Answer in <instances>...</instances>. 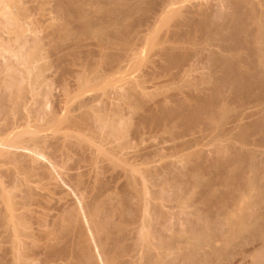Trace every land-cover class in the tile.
<instances>
[{
    "label": "bare ground",
    "instance_id": "obj_1",
    "mask_svg": "<svg viewBox=\"0 0 264 264\" xmlns=\"http://www.w3.org/2000/svg\"><path fill=\"white\" fill-rule=\"evenodd\" d=\"M46 2L0 0V174L11 185L0 181V264H221L227 251L239 257L229 264H264V151L256 149L264 146V0H50L52 11ZM42 5L50 17H69L61 32L81 34L53 54L65 77L84 75L72 70L77 61L97 71L102 58L110 62L96 75L123 72L173 7L154 69H177L180 78L202 69L204 86L151 104L147 88L129 82L61 119L39 98L38 109L26 106L53 95L41 40L56 36L53 23L65 15L44 16L55 27L45 34L34 16ZM95 28L102 36L86 43ZM123 100L133 109H114ZM148 126L170 133L172 155L184 163L155 167L163 150L133 151ZM207 136L216 157L192 154ZM203 173L215 176L205 184ZM250 193L236 221L234 208Z\"/></svg>",
    "mask_w": 264,
    "mask_h": 264
},
{
    "label": "rangeland",
    "instance_id": "obj_2",
    "mask_svg": "<svg viewBox=\"0 0 264 264\" xmlns=\"http://www.w3.org/2000/svg\"><path fill=\"white\" fill-rule=\"evenodd\" d=\"M48 2V4H47V2ZM43 0V2H46L45 3V5L48 7V8H51L50 6H52V8L51 9H49L50 11H52L53 9H55L54 8V4H55V6H56V3H52V2H49L50 0ZM52 1V0H51ZM199 1H201V0H199ZM202 1H204V0H202ZM205 1H208V0H205ZM209 1H211V0H209ZM54 2V1H53ZM198 2V0H185V4L187 5H189V4H191V3H197ZM50 4V5H49ZM52 4V5H51ZM45 5H42V10L40 9V11H37V14L36 15H34L38 20H42L43 19V17L45 16L46 17V19L48 18V15L50 14V15H53L50 11H48V9L46 8V7H43V6H45ZM49 5V6H48ZM89 6V5H88ZM88 6H85L84 7V10L85 9H87V10H90V9H88V8H90V7H88ZM91 6V5H90ZM86 7H88V8H86ZM92 7V9H94L95 8V6H91ZM45 8H46V10H45ZM91 9V10H92ZM172 9H174L173 7L171 8V9H169L170 11H169V13L167 14V17H165L164 18V20H163V22L164 23H162L161 25H159L158 26V29H163V30H158V29H156L157 31H155L152 35H150V38H149V40H148V42H147V44L145 45V47L144 48H142L141 49V53H140V55H138L136 58H135V60H133L132 61V64H130L127 68H125L124 70H123V72L122 71H120V72H117L115 75H114V73L112 74L111 72H110V74L108 73V75H100L99 73H98V75H96V73H97V71H101V67L103 66L104 68L106 67V64L107 63H109L110 61H107V59L106 58H102V59H100V58H98V59H100L101 61H98L99 63L97 64L98 66H96V68H98V70L96 71H92V70H90L89 71V69L88 68H86L87 66H86V63L84 64L83 62H81V61H77V63H75L76 65L74 66V65H72L73 66V71H77V72H79V70L81 69V70H84L85 72L83 73L84 75H79V77L82 79V80H80V78L78 77V76H76V77H78V78H76L74 75H67V77H65V76H62L61 75V71H62V69H58V64L59 63H57V62H59V61H57L56 59H57V55L59 56V53H55V52H65L66 50V48H68V47H70V44H69V42H71L72 40H71V38L72 39H74L75 37H76V35H78L79 33H76L75 31H74V33L72 32H70L71 33V35H70V33L68 32L67 33V30L65 31V32H61L62 30L61 29H64L63 28V26L64 27H66V28H68L69 26L67 25V23H69V17H67V15H65V14H60L61 13V11H60V13L57 15V16H55V14H54V16H51L50 17V15H49V17L51 18V19H49V22H51L52 20L53 21H55L54 19V17H56V20H58V16L60 15H65V17L63 18V17H61L60 18V16H59V20L58 21H56V22H54L53 24H54V26H57V32L56 33H54L56 36L55 37H53V34L52 33H50L49 32V28L51 27V29L52 30H50V31H53V29H55V27L53 28V24H52V26H50L51 25V23H49L50 25V27L49 26H47L46 24H48V22L46 23L45 22V18L43 19L44 21H43V23H45V24H43L42 23V21H40L41 22V24H40V22H39V24L40 25H43V26H45V27H49L48 28V30H47V32H46V30L45 29H47V28H44V31L46 32L45 34H52L50 37H48L49 35H47V37L48 38H50L51 40L49 41V39L47 40L46 38V40H45V43H43V41L44 40H41V42H42V44L44 45H46V43H47V47H46V50H43V55H44V57H46V60L45 59H43L42 61L43 62H41V66H44V63H45V71L46 72H44V75L45 76H47V77H50L49 78V80H50V84H53L54 86H52V87H54L52 90V96L50 97H47L45 100H44V98L42 97V96H40L39 94L38 95H36L37 97H33L34 98V100H33V98H32V101H30V103L28 102L27 104H26V106H28V105H33V104H35L34 106L36 107V105L37 104H39V102L37 103V100H38V98H39V100H42V103H40L41 105H37L38 107L40 106V107H42V109H45L46 110V112H48V113H50V112H56V113H58V117L60 116V119H61V117H65V115H67V112H69V110L70 111H72V113H76V111H77V109H84L83 107H82V105L85 103V101H86V103H87V101L89 100H91V99H93V98H97V97H103L107 92L108 93H110L111 91H114V90H116L117 88H118V86H120V85H126L127 86V84L130 82V83H135V84H137V85H141V86H143V87H145V88H147V92H148V94L150 95L149 97H151V98H149V100H147V101H150L149 103H153L154 104V102L156 103V101H159V100H161V99H163L164 98V96H166V97H169V96H171V95H173V94H177V93H179V92H181L182 94H185V93H190L191 91H193V85L196 83L197 84V86H199V87H201V86H204V84H200L199 83V80H200V76L201 75H203L204 73H206L207 71H205V72H203L204 70H196V71H194V72H192L193 73V75H192V73L191 72H187L186 74H184V75H182V77L180 78V77H177V71L174 69V70H171V72H170V74H161V73H159V72H157V70H155L156 68L154 67V65H153V62L154 61H156L158 58H155V56H156V53L159 51V49L161 48L159 45V42H157V41H159L160 39L159 38H161V36H163L164 35V32H166V28L167 27H169L170 26V24L172 23V20L173 19H171L173 16H171V14H172ZM44 10V11H43ZM60 10V9H59ZM46 11V12H45ZM56 11H58V10H56ZM66 11V10H65ZM64 11V12H65ZM172 11V12H171ZM45 12V13H44ZM48 12H50L48 15H46ZM67 12V11H66ZM65 12V13H66ZM63 13V12H62ZM44 14V15H43ZM67 14V13H66ZM40 16V17H39ZM171 17V18H170ZM40 18V19H39ZM42 18V19H41ZM54 18V19H53ZM63 18V19H62ZM65 19H68V22L66 23L65 22ZM37 20V21H38ZM171 20V21H170ZM36 21V20H35ZM47 21V20H46ZM65 22L63 25H60L59 26V24L61 23V22ZM166 21V22H165ZM174 21V20H173ZM175 22V21H174ZM174 22H173V24L172 25H174ZM166 23H168V25H166L165 26V24ZM62 24V23H61ZM68 26H66V25ZM162 26V27H161ZM40 27H42V26H39V28ZM164 27V28H163ZM43 28H41L42 29V31H39V30H41V29H39L38 31V35L40 36V39H43L46 35H43L42 33L40 34V32H43ZM61 31H60V30ZM168 29V28H167ZM99 31V32H96V31ZM59 31H60V34H62V33H64L63 35L65 36H63V35H57V34H59ZM90 31H92V33L90 32ZM89 31V33L87 34V36L85 35V36H83V39L84 40H87L86 41V43H93L94 41V43H96L97 41H98V38L97 37H101L102 36V30H99V28H95V29H91ZM163 31V32H162ZM96 32V33H95ZM160 32L162 33L161 35H159L160 34ZM65 33H66V35H65ZM76 33V34H75ZM158 33V34H157ZM68 34V35H67ZM96 34H99V35H96ZM43 35V36H42ZM72 35H74V36H72ZM81 34H79V36H80ZM89 35V36H88ZM93 35V36H92ZM41 36L43 37V38H41ZM60 37V38H59ZM85 37V38H84ZM91 37V39H89ZM95 37V38H94ZM154 37H156V38H154ZM55 38V43H54V39ZM63 38V39H62ZM59 39V40H58ZM92 39H94V40H92ZM62 40H64V41H62ZM66 40V41H65ZM70 40V41H69ZM93 41V42H92ZM155 41H156V43H155ZM49 42V43H48ZM53 43V44H52ZM59 43H60V45H59ZM63 43V44H62ZM42 45V46H43ZM51 45V47H49V46ZM67 45H69V46H67ZM67 46V47H66ZM45 47H43V48H45ZM56 47H58V48H56ZM66 47V48H65ZM57 49L56 51L55 50H53V49ZM60 48V49H59ZM63 48H65V49H63ZM52 49V50H51ZM63 49V50H62ZM69 49V48H68ZM67 49V50H68ZM51 50V51H50ZM52 51H53V53H52ZM51 52V53H50ZM55 53V55L56 56H54L53 54ZM60 53V54H61ZM45 54H47V55H45ZM51 54V55H50ZM155 54V55H154ZM53 55V56H52ZM47 57H49V59L50 60H48V58ZM56 57V58H55ZM54 58V59H53ZM155 59V60H154ZM149 60V61H148ZM53 62V63H52ZM57 64H56V63ZM80 62V63H79ZM151 62V63H150ZM48 63H49V66H48ZM79 63V64H78ZM83 63V64H82ZM52 65V67H51V65ZM81 64V66H79V67H77V65H80ZM103 64V65H102ZM82 65H84V67H82ZM82 67V68H81ZM76 68V69H75ZM80 68V69H79ZM104 68H102V69H104ZM155 68V69H154ZM51 69V70H50ZM53 69V70H52ZM75 69V70H74ZM154 69V70H153ZM57 70V71H56ZM60 70V71H59ZM80 70V71H81ZM48 71V72H47ZM50 71V72H49ZM89 71V72H88ZM92 71V72H91ZM156 71V72H155ZM83 72V71H82ZM87 72V73H86ZM91 72V73H90ZM52 73V74H51ZM60 73V74H59ZM93 73V74H92ZM95 73V74H94ZM173 73V74H172ZM190 73V74H189ZM195 73H197V74H195ZM50 74V75H49ZM88 74V75H87ZM112 74V75H111ZM174 74H176V75H174ZM188 74V75H187ZM55 75V76H54ZM57 75V76H56ZM86 75V77H84ZM101 77H100V76ZM111 75V76H110ZM62 76V77H61ZM74 76V77H73ZM107 76V77H106ZM190 76V77H189ZM53 77V78H52ZM56 77V78H55ZM60 77V78H59ZM84 77V78H83ZM98 77H100V78H98ZM177 77V78H176ZM76 78V79H75ZM86 78V79H85ZM105 78V79H104ZM180 78V79H179ZM189 78V79H188ZM195 78V79H194ZM198 78V79H197ZM62 79V80H61ZM194 79V80H193ZM51 80H53V83H51ZM64 80V81H63ZM186 80V81H185ZM190 81H192V82H190ZM65 82V83H64ZM198 82V83H197ZM200 82L202 83V80H200ZM68 84V85H65V84ZM188 83V84H187ZM200 84V85H199ZM65 85V86H64ZM116 86H117V88H116ZM189 86H191L192 87V90H191V87H189ZM67 87V88H66ZM116 88V89H115ZM186 88V89H185ZM45 89V88H44ZM181 89V90H180ZM188 89H190V90H188ZM108 90H110V91H108ZM182 90H183V92L185 91V93H183L182 92ZM105 91H106V93H105ZM179 91V92H178ZM1 93V92H0ZM181 93H179V94H181ZM0 97H1V95H0ZM42 98V99H41ZM44 101V102H43ZM88 101V102H89ZM124 101L125 100H123V102H120V104H123V105H121V106H119V105H116V107L118 106L119 107V109H121V107H122V109H127V108H129V109H133L132 107H130L127 103H124ZM126 102V101H125ZM46 103V104H45ZM45 104V106H44V108H43V105ZM126 104V105H125ZM124 106V107H123ZM32 107V106H31ZM31 107H29L28 109H31ZM35 107H32V108H34V109H36ZM39 107V108H40ZM111 107V106H110ZM115 106H112V108H109V109H113ZM114 108V109H118V107L117 108ZM134 107V106H133ZM24 109H27V107H24ZM38 109V108H37ZM48 110V111H47ZM76 110V111H75ZM63 112V113H62ZM78 113H79V111H77ZM60 113H61V115H60ZM71 113V112H70ZM68 114L67 116H71L72 115V113L71 114ZM74 113V115H76V114H78V113H76L75 114ZM73 116V115H72ZM4 120V118H2L1 119V123L0 124H3L2 122H6L5 120ZM148 127H150V126H148ZM147 127V130H144L145 131V134H143V136L140 138V139H135L134 141H133V151H137L136 153H145V152H153V151H157L158 149H161V150H163V151H161V153L160 154H158V156H157V154H155L156 155V157L153 155V157H152V165L153 166H155V165H157V166H155V167H163V166H161V165H164V167H166V165L169 163V164H172V162L175 164V163H177V165L179 164V163H184V159H183V157L181 156V155H179V156H176V155H172V153H173V151L171 152V148L173 147V144H175L174 142H167V141H169L170 140V133L167 131V132H165L166 130H163V131H160L161 129H163V128H161V127H159V129H156V128H148ZM176 127V126H175ZM173 127L172 128V130H177L178 128L176 127ZM161 128V129H160ZM144 129H146V128H144ZM144 131H143V133H144ZM169 133V134H168ZM237 145H239L238 143H236ZM164 147V148H163ZM219 147L218 146V143L216 144V145H214V144H211V137L210 136H207V139H205L200 145H198V146H196L194 149L192 148L191 149V153L192 154H194V152L196 153V152H198V151H204L205 153H210V154H212V155H214V153H212V151H215L214 149H217V148ZM256 148V147H255ZM262 148V149H261ZM256 149H258V150H263L264 151V146L262 147V146H259V148L257 147ZM190 150V149H189ZM212 150V151H211ZM188 151V150H187ZM190 152H187V153H190ZM186 153V152H185ZM186 153V154H187ZM159 155H161V156H159ZM172 156V157H171ZM191 157L192 156H195V155H190ZM215 157H216V155H214ZM211 157V156H210ZM155 158V159H154ZM180 158V159H179ZM212 158V157H211ZM154 161V162H153ZM179 162V163H178ZM181 166V165H180ZM182 166H183V164H182ZM181 166V167H182ZM10 167V166H9ZM146 168V166L145 165H138V167H136V169L137 170H140V169H145ZM136 170V171H137ZM119 171H121V169L120 168H118L117 170H115V173L114 174H116V173H118ZM110 173V172H109ZM113 173H111V174H113ZM110 174V175H111ZM1 175H2V173L0 174V177H1ZM204 175H205V177H204ZM209 175V176H208ZM212 176H215V173H213V174H211ZM5 176V175H4ZM4 176L2 175V178H0L1 180V182L3 181L4 182V186H6V187H9V186H11L10 184H8L9 183V177H5L4 178ZM136 176H137V178L138 179H140L141 180V175L139 174V173H137L136 174ZM210 177V174H207V173H203V177H204V179H203V177H202V179L204 180V183L205 182H207V181H209L208 179L210 178V180L213 178V177ZM150 179V178H149ZM7 180V181H6ZM151 180H153L152 178L148 181V183H147V187L149 186L151 189H154V190H159L160 188L159 187H152V185H154L155 186V180H153V181H151ZM152 183V184H151ZM7 184V185H6ZM206 184V183H205ZM225 186H227V187H224V189H223V187H222V191H224V193L226 194V192L228 193V192H230L232 189H231V187H230V185L226 182V184H225ZM145 188L146 190L148 189V188ZM192 187H194V186H192ZM192 187L190 188L193 192H191V190L189 191V193L191 192V193H193L192 195H191V197L194 195V198H197L198 196H199V194H197V193H200V188L199 187H197L198 188V191H196L197 189H196V187H194L195 189H192ZM227 190V191H226ZM254 191V190H253ZM194 192H196V193H194ZM223 193V192H222ZM253 193V192H252ZM252 193H250L249 195H244L242 198H241V200H240V202H238V204H237V206H235V214H234V216H233V218L236 220V221H241L242 219H243V217L246 215V210L247 209H245V208H247L248 207V202H249V200H250V197L252 196ZM196 196V197H195ZM189 197H190V194H189ZM190 197V198H191ZM193 198V197H192ZM249 199V200H248ZM189 200H191V199H189ZM193 200V199H192ZM168 204V203H167ZM168 205H170V203L168 204ZM1 207V206H0ZM178 209V210H177ZM176 209V212H181V210L182 209H180V208H177ZM179 216H181V215H179ZM182 217V216H181ZM177 220H178V218L176 219V218H174L173 220H172V223H176L177 222ZM178 223V222H177ZM176 223V224H177ZM178 228V227H177ZM180 228H184L183 226L181 227H179L178 229L180 230ZM182 230V229H181ZM170 233H171V231H170ZM168 234H169V232H168ZM169 235H172V233L171 234H169ZM235 238V239H234ZM233 239L234 240H237L238 239V237L237 236H235ZM237 238V239H236ZM217 245L219 246V245H221V246H223V243L221 244V242H218L217 243ZM231 252V251H230ZM229 251H227L226 252V257H228V258H226V259H224L223 260V258H222V260H221V264H226L227 262H230V261H232V260H237L239 257H238V255H236V254H234L233 252L232 253H230ZM231 255V256H230ZM233 256V257H232ZM225 257V256H224ZM230 257H232V258H230ZM234 258V259H233ZM229 259V260H228ZM231 259V260H230ZM227 264H229V263H227Z\"/></svg>",
    "mask_w": 264,
    "mask_h": 264
}]
</instances>
